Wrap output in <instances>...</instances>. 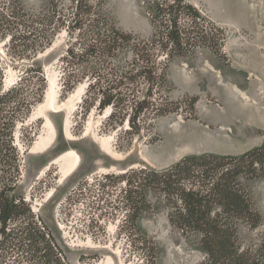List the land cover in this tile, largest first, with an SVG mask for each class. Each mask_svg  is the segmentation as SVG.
<instances>
[{"label":"trees","instance_id":"1","mask_svg":"<svg viewBox=\"0 0 264 264\" xmlns=\"http://www.w3.org/2000/svg\"><path fill=\"white\" fill-rule=\"evenodd\" d=\"M147 11L153 31L144 38L117 25L107 0H49L38 12L24 0H0V264H73L56 231L34 209L36 194L26 192L19 145L37 134L32 136L25 121L48 87L38 55L59 32H67L59 57L62 94L88 81L84 115L97 103L100 111L111 107L103 124L117 128L128 120L121 131L132 136L152 132L157 119L183 108L170 97L174 61L205 47L222 50L223 28L188 0H147ZM2 46L19 62L13 66L17 79L8 86L12 63ZM196 102H190L192 109ZM125 177L134 186L126 190L130 211L148 209L153 189L158 203L171 208V223L205 254L201 264H264V241L246 245L240 235L242 227L263 224L251 183L264 178V145L239 155L191 154L166 168ZM155 260L153 253L152 264Z\"/></svg>","mask_w":264,"mask_h":264},{"label":"rangeland","instance_id":"2","mask_svg":"<svg viewBox=\"0 0 264 264\" xmlns=\"http://www.w3.org/2000/svg\"><path fill=\"white\" fill-rule=\"evenodd\" d=\"M48 1L24 3L38 12ZM188 1L223 28L218 36L224 45L217 52L201 48L191 58L170 65V97L183 108L157 119L152 132L122 133L123 127H129L128 120L117 128L105 126L111 107L100 111L98 103L84 115L86 80L62 94L59 57L66 48V30L38 55L48 87L25 121L32 136L34 130L37 134L28 145L19 141L21 150L25 149L24 185L29 197L36 194L33 205L56 231L73 264H152L153 253L154 264H201L205 254L171 223V208L158 203L153 189L147 196L148 209L143 205L137 214L130 211L126 190L134 186L125 175L160 170L191 154L239 155L264 145V0ZM107 2L121 29L144 38L152 34L147 0ZM1 51L12 63L7 74L15 82L18 69L13 66L19 62L10 59L4 46ZM51 78L61 107L40 112ZM195 98L192 109L190 102ZM53 131L55 140L33 151L35 143ZM102 139L108 140L110 150L103 147ZM188 143L191 147L184 150ZM69 150L77 151L81 160L62 178L57 159ZM251 189L263 224L242 227L240 235L244 244L258 246L264 241V178L252 182Z\"/></svg>","mask_w":264,"mask_h":264},{"label":"bare ground","instance_id":"3","mask_svg":"<svg viewBox=\"0 0 264 264\" xmlns=\"http://www.w3.org/2000/svg\"><path fill=\"white\" fill-rule=\"evenodd\" d=\"M83 88L84 86L79 88V90L77 91L78 95ZM56 94H57L56 82L55 80H52V82L50 83V89L48 91L47 99L39 108L40 112H43L46 108L56 110L61 107L56 100ZM70 101H73V100H70ZM54 140H55V131L51 132V134H48L47 136L41 137L33 146V151H36V150L39 151V150H43L47 148ZM101 142L104 148L110 150L108 140L102 139ZM190 147L191 145L188 143V146H186L184 150ZM80 160H81L80 154L75 150H69L63 153L61 156H59L57 161L61 162V169H62V174H63L62 178L71 174L75 170V168L79 165Z\"/></svg>","mask_w":264,"mask_h":264},{"label":"water","instance_id":"4","mask_svg":"<svg viewBox=\"0 0 264 264\" xmlns=\"http://www.w3.org/2000/svg\"><path fill=\"white\" fill-rule=\"evenodd\" d=\"M52 78L50 79V83L52 82ZM12 83H14V79L9 75V73L6 76V85H11ZM88 84H86V86H84L85 88L87 87ZM111 112V108L108 112V114ZM22 152L25 153V149H22Z\"/></svg>","mask_w":264,"mask_h":264},{"label":"built area","instance_id":"5","mask_svg":"<svg viewBox=\"0 0 264 264\" xmlns=\"http://www.w3.org/2000/svg\"><path fill=\"white\" fill-rule=\"evenodd\" d=\"M35 207V206H34ZM36 209V208H35ZM39 208H37V210H38Z\"/></svg>","mask_w":264,"mask_h":264}]
</instances>
